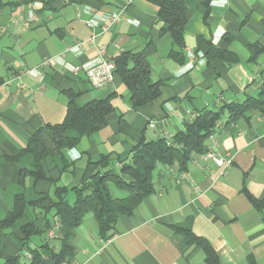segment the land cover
<instances>
[{"label": "crops", "instance_id": "1", "mask_svg": "<svg viewBox=\"0 0 264 264\" xmlns=\"http://www.w3.org/2000/svg\"><path fill=\"white\" fill-rule=\"evenodd\" d=\"M159 3L0 0V222L18 195L26 202L18 220L0 228V264L15 255L26 259L50 240L46 229L56 220L55 209L35 203L46 197L57 200L62 188L73 203L72 188L81 184L88 162L110 155L121 167L141 138L155 140L162 130L174 136L199 109L242 101L259 89L264 54L256 62L252 56L256 45L264 46V0H186V46L176 57L170 54L173 37L162 29ZM122 7L124 17L98 42L112 59L127 49L144 50L153 78L165 82L159 99L138 108L117 72L102 88L92 86L86 72L73 74V67L96 60L93 47L67 52L62 64L40 66L43 59L87 39L92 32L87 20L100 32L102 16ZM209 44L236 53L239 61L209 64ZM70 89L81 92L80 103L113 95L115 112L94 134L68 130V136L79 137L77 144L46 157L39 177L26 146L41 126L64 120ZM216 127L217 144L208 138L206 145L225 157L227 165L220 167L194 152L187 170L157 172L155 194L132 214L120 216L109 238L92 226L85 228L84 221L76 254L64 264H264V115L248 113L234 120L225 115ZM28 224L37 233L26 243L22 228ZM184 225L202 241L189 240L176 228Z\"/></svg>", "mask_w": 264, "mask_h": 264}, {"label": "trees", "instance_id": "2", "mask_svg": "<svg viewBox=\"0 0 264 264\" xmlns=\"http://www.w3.org/2000/svg\"><path fill=\"white\" fill-rule=\"evenodd\" d=\"M160 18L164 21L163 30L173 37L170 54L176 57L182 52L185 43L187 22L186 0H160ZM256 53L252 59L256 62L264 54V46L256 45ZM208 63L215 60L231 66L239 61V56L209 44L207 51ZM116 70L129 91L134 108L154 102L162 96L165 82L153 78L152 65L144 50L127 49L114 59ZM68 97L67 112L64 120L59 123L45 124L30 137L25 151L34 155L38 176L41 177L42 161L62 150L74 147L79 137H70L67 132L76 130L80 136L94 134L108 125V116L115 112L112 103L113 95L101 99H93L80 103L81 92L76 89L66 91ZM259 113L264 115V79L259 89L242 101L224 103L218 107L198 110L195 118L186 123L185 130L175 134L171 139L161 136L147 141L141 138L134 146L128 162L117 167L110 155H103L99 161L88 162L80 185L72 190L76 198L70 203L66 197V188L57 189V200L44 198L36 205H43L46 210L55 209L60 219V238L50 239L30 253V258L15 255L6 259V264H64L74 258L77 247L78 229L88 215H92L97 223L98 234L109 238L119 217L130 215L148 197L156 192L155 175L162 169L176 168L182 172L187 170L194 152L205 153L209 148L206 141L216 131L218 122L226 115L229 120L237 119L246 114ZM112 186L124 196H116ZM257 203V202H256ZM26 202L18 195L12 210L0 222V228L9 227L23 214ZM52 228L48 224L46 232ZM184 230L189 240L201 242L190 226H176ZM24 240L29 239L37 230L33 225L22 228ZM56 241L57 243H52Z\"/></svg>", "mask_w": 264, "mask_h": 264}, {"label": "built area", "instance_id": "3", "mask_svg": "<svg viewBox=\"0 0 264 264\" xmlns=\"http://www.w3.org/2000/svg\"><path fill=\"white\" fill-rule=\"evenodd\" d=\"M125 8L122 7L111 14H104L102 16V21L99 23L101 29L100 32L96 30V24L92 19L87 20L86 24L92 29L91 34L84 41L68 45L63 52L59 55L47 57L42 60L41 67L47 68L52 65V63L62 64L64 62V57L67 52L83 53L88 47H93L97 50V58L92 63L82 66L77 65L73 67V74L79 75L81 72H86L90 78L92 86L97 88L107 87L112 81L116 70V65L114 60L108 55L106 45L100 44L98 42V37L108 31L113 27L120 19L124 17ZM79 15V11H78ZM34 17V16H33ZM197 114H192V118H195ZM192 120V119H191ZM190 120V121H191ZM151 126H156V122H151ZM162 136L171 139L172 136L168 135L165 130H162ZM214 144H217V134L213 132L208 137ZM205 160H213L218 166L223 167L229 162L225 157L221 156L215 148H209L203 155ZM60 219L56 217L52 228L49 231L50 239L60 238ZM30 258V255H28Z\"/></svg>", "mask_w": 264, "mask_h": 264}, {"label": "rangeland", "instance_id": "4", "mask_svg": "<svg viewBox=\"0 0 264 264\" xmlns=\"http://www.w3.org/2000/svg\"><path fill=\"white\" fill-rule=\"evenodd\" d=\"M112 191L116 196H124L126 194V193L121 192L120 190L116 189L114 186H112ZM88 217H90V218H88ZM85 219H88V220H85V222H84L85 228L88 226H92V227H94V229H96L98 231L97 223H96V221L92 215H88Z\"/></svg>", "mask_w": 264, "mask_h": 264}]
</instances>
